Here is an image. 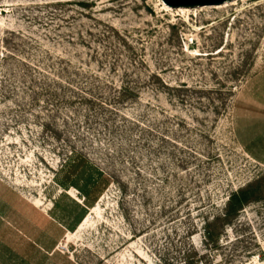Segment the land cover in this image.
<instances>
[{
    "label": "rangeland",
    "instance_id": "374dc122",
    "mask_svg": "<svg viewBox=\"0 0 264 264\" xmlns=\"http://www.w3.org/2000/svg\"><path fill=\"white\" fill-rule=\"evenodd\" d=\"M227 3L0 0V264H264V0Z\"/></svg>",
    "mask_w": 264,
    "mask_h": 264
},
{
    "label": "water",
    "instance_id": "95a60500",
    "mask_svg": "<svg viewBox=\"0 0 264 264\" xmlns=\"http://www.w3.org/2000/svg\"><path fill=\"white\" fill-rule=\"evenodd\" d=\"M163 3L170 6H196L204 4H219L229 0H162Z\"/></svg>",
    "mask_w": 264,
    "mask_h": 264
},
{
    "label": "trees",
    "instance_id": "16d2710c",
    "mask_svg": "<svg viewBox=\"0 0 264 264\" xmlns=\"http://www.w3.org/2000/svg\"><path fill=\"white\" fill-rule=\"evenodd\" d=\"M121 97V96H120ZM116 99H118L119 97H115ZM246 189H241L238 193L233 194L230 196V203L231 205H235V206H242L244 203H246L248 200H250V197L246 196ZM88 195L86 194L84 197V200H86V198ZM252 198V197H251ZM255 197H253L252 199H254ZM207 235L209 236V233L207 232Z\"/></svg>",
    "mask_w": 264,
    "mask_h": 264
},
{
    "label": "bare ground",
    "instance_id": "6f19581e",
    "mask_svg": "<svg viewBox=\"0 0 264 264\" xmlns=\"http://www.w3.org/2000/svg\"><path fill=\"white\" fill-rule=\"evenodd\" d=\"M231 1H234V0H230V1H224V2H222V3H220V4H224V6H226L227 4H229V3H227V2H231ZM220 4H218V5H220Z\"/></svg>",
    "mask_w": 264,
    "mask_h": 264
},
{
    "label": "crops",
    "instance_id": "0c3cea01",
    "mask_svg": "<svg viewBox=\"0 0 264 264\" xmlns=\"http://www.w3.org/2000/svg\"><path fill=\"white\" fill-rule=\"evenodd\" d=\"M263 144V143H262ZM263 153H264V150H263Z\"/></svg>",
    "mask_w": 264,
    "mask_h": 264
}]
</instances>
